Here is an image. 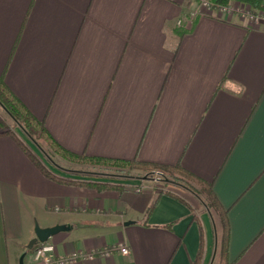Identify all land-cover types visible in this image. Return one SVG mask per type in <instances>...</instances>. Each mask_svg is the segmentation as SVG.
<instances>
[{
    "label": "crops",
    "instance_id": "0c3cea01",
    "mask_svg": "<svg viewBox=\"0 0 264 264\" xmlns=\"http://www.w3.org/2000/svg\"><path fill=\"white\" fill-rule=\"evenodd\" d=\"M193 9L187 0H0V77L68 151L178 167L208 184L226 210L227 261L264 264V20ZM32 151L61 181L0 135V264L24 253L21 264H42L26 252L37 220L69 225L47 240L58 256L109 250L68 264H192L200 241L199 264H216L224 232L198 193L64 173Z\"/></svg>",
    "mask_w": 264,
    "mask_h": 264
},
{
    "label": "trees",
    "instance_id": "16d2710c",
    "mask_svg": "<svg viewBox=\"0 0 264 264\" xmlns=\"http://www.w3.org/2000/svg\"><path fill=\"white\" fill-rule=\"evenodd\" d=\"M214 5H227L232 0H210ZM239 1L244 4H250L254 9H261L264 4V0H234ZM0 109L12 120L11 125L8 121L0 113V135H8L10 136L19 146L20 148L30 157V159L35 163V165L39 168V170L47 177L52 179H61L54 174H52L42 163V161L36 156V154L32 151V149L25 144V142L19 137V135L15 131V127H18L27 138L47 157L48 161L56 164L53 160V156L57 155L62 157L68 162L78 163V164H89V165H104L103 167L111 168L118 167L119 169L126 167L133 168H145L147 170H158L160 172L169 171L174 174V176L166 177L163 175L159 179L161 181H180L184 183L185 188L189 189L193 192L192 186L189 182L193 181L192 175L186 173L183 170H180L178 167H172L167 165H156L150 163L140 162L138 160H118V159H108V158H97L90 157L86 155H76L67 149L60 146L54 139L49 135L48 131L44 127L43 121L37 119L30 111L20 102V100L8 89L5 85L3 79L0 77ZM47 146L49 148V152L44 148ZM102 167V166H101ZM176 172H179L180 176L177 175ZM143 177H147L144 175ZM193 178V179H192ZM166 179V180H165ZM197 180V179H196ZM200 187L202 188V192L207 199L208 208L213 207L219 217L222 230L224 232L220 252L217 257L216 264H230L227 261V221H226V210L221 206L216 197L214 196L212 190L209 185L204 183L203 181H197ZM90 184V183H89ZM109 187H113V185L109 184ZM152 209V205L148 208L147 214L150 213ZM36 246V245H35ZM33 246L31 249L26 250V252H32L35 248ZM202 253V241H200L199 252L196 259L192 262V264H199Z\"/></svg>",
    "mask_w": 264,
    "mask_h": 264
},
{
    "label": "built area",
    "instance_id": "2783aa9c",
    "mask_svg": "<svg viewBox=\"0 0 264 264\" xmlns=\"http://www.w3.org/2000/svg\"><path fill=\"white\" fill-rule=\"evenodd\" d=\"M185 1V0H184ZM190 3L194 4L193 14L203 15V14H225L231 15L233 13H238L244 17L249 18L254 23H260L264 20V4L261 9L254 10L251 6L237 2V6H232L231 4L227 5H214L210 0H187ZM181 20H178V24ZM155 180H159L162 175L161 173H155ZM135 191H141L142 187L137 186L134 188ZM115 249L121 254L128 253V247L124 243H118L113 246ZM109 254L108 249H102L99 251L95 250H81V251H73L67 255L58 256L55 254V247L50 242L39 243L35 246L33 251L31 252V258L35 262H39L42 264H68L76 261L77 259L89 260L95 257L96 255L107 256Z\"/></svg>",
    "mask_w": 264,
    "mask_h": 264
},
{
    "label": "rangeland",
    "instance_id": "374dc122",
    "mask_svg": "<svg viewBox=\"0 0 264 264\" xmlns=\"http://www.w3.org/2000/svg\"><path fill=\"white\" fill-rule=\"evenodd\" d=\"M237 2H239V1L232 0L228 4H231L232 6H237V4H238ZM247 5L251 6L250 4H247ZM254 10H256V9H254ZM0 113L5 118V120L8 121L9 124L11 125L12 120L1 109H0ZM14 129L17 132V134L24 141H26V143H28L36 153H38V155L40 157H41V155L43 156L42 152L33 143H31L30 141H27V139L24 137V135L22 134L21 130L18 127H15ZM44 148L46 149V151L49 152V148L47 146H45V144H44ZM41 158H43V160H46L50 165L53 164L50 161H48L47 158H45V157H41ZM53 160L56 163L55 166L62 169V171L64 173H73V174H76L78 176L91 177V176L105 175L106 177H113L114 175H116V176H123L126 178L139 176L140 178L142 177V179H147L148 182H152L151 180H155L154 179V177H156L155 173H162V175H163V172H164V175H166V177H170V178H171V176H174V174L172 172H169V171L160 172L158 170H147L145 168L141 169V168L126 167V168L119 169L118 167H111V168L103 167L104 165H101L102 166L101 167L100 165H98V166H94V165L84 166L82 164H77V163L70 164L68 162V160H66L62 157H59L57 155L53 156ZM105 172H106V174H105ZM176 173H177V175H179V177L182 176V175H180L179 172H176ZM144 175H146L147 177L146 178L143 177ZM159 181H161V180H159ZM189 183L192 186L193 191L200 195V205H202V207L206 208L207 210H209L211 212V215H212L214 221L216 222V224L218 226H219V224L221 225L220 217H219L217 211L213 207H210V209L208 208L207 199L202 192V188L197 187V185H195L193 183V181L189 182ZM37 222L39 223L38 220H37ZM24 255H25V253H24Z\"/></svg>",
    "mask_w": 264,
    "mask_h": 264
},
{
    "label": "water",
    "instance_id": "95a60500",
    "mask_svg": "<svg viewBox=\"0 0 264 264\" xmlns=\"http://www.w3.org/2000/svg\"><path fill=\"white\" fill-rule=\"evenodd\" d=\"M131 222L132 221H126L125 224H129ZM68 229H69V225L67 224H55L53 226L41 227L37 222H35V225H34L35 236L29 240V242L26 245V249H31L34 245L38 243H44L50 237L57 234L58 232L65 231ZM23 257H24V254L20 257V260H19L20 264L22 263Z\"/></svg>",
    "mask_w": 264,
    "mask_h": 264
},
{
    "label": "flooded vegetation",
    "instance_id": "af4514ba",
    "mask_svg": "<svg viewBox=\"0 0 264 264\" xmlns=\"http://www.w3.org/2000/svg\"><path fill=\"white\" fill-rule=\"evenodd\" d=\"M172 184H174V185H178V186H181V187H183V188H185V184L184 183H182V182H178V181H170ZM187 189V188H186Z\"/></svg>",
    "mask_w": 264,
    "mask_h": 264
},
{
    "label": "clouds",
    "instance_id": "9594fccd",
    "mask_svg": "<svg viewBox=\"0 0 264 264\" xmlns=\"http://www.w3.org/2000/svg\"><path fill=\"white\" fill-rule=\"evenodd\" d=\"M239 91H240L241 93L244 91V86H243V85L240 86Z\"/></svg>",
    "mask_w": 264,
    "mask_h": 264
},
{
    "label": "bare ground",
    "instance_id": "6f19581e",
    "mask_svg": "<svg viewBox=\"0 0 264 264\" xmlns=\"http://www.w3.org/2000/svg\"><path fill=\"white\" fill-rule=\"evenodd\" d=\"M39 244V243H38ZM37 245V244H36ZM35 246V245H34ZM28 250V249H27Z\"/></svg>",
    "mask_w": 264,
    "mask_h": 264
}]
</instances>
